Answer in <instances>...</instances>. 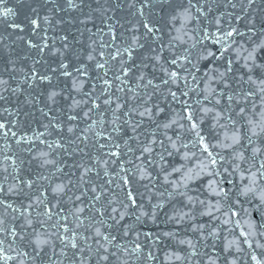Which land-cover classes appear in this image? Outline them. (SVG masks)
I'll use <instances>...</instances> for the list:
<instances>
[{
	"label": "snow or ice",
	"instance_id": "6c2138e0",
	"mask_svg": "<svg viewBox=\"0 0 264 264\" xmlns=\"http://www.w3.org/2000/svg\"><path fill=\"white\" fill-rule=\"evenodd\" d=\"M258 3L264 5V0H224L226 11L219 12L218 0H111L109 7L92 8L84 13L88 7L86 0H43L39 8L31 9L32 15L25 17L29 29L26 39L25 24L17 22V12L6 6V0H0V24L11 29L7 36L0 34V57H6L4 71H17L18 42L27 49L24 59L31 58L29 71L15 87L10 84L14 76L5 79L0 75V102L7 103L10 97L27 92L24 104L39 106L43 102L44 107L38 110L48 121L42 125L43 132L21 134L20 121L16 119L19 110L0 108V139L4 141L0 145V152L4 153L0 173L6 174L4 181L11 175L9 168L14 173L19 171L13 159L15 154H7L12 147L10 141L17 146L39 141L49 152L60 150L70 156L82 153L88 161L82 159L75 164L81 169L79 183L73 184L68 179L67 183L50 184L55 204L43 191L38 195L25 192V188L33 190L39 181L51 182L50 176L21 179L12 175L14 182L6 190L0 184V195H23L29 200L27 205L21 202L15 206L0 199V264H37V261L40 264H133L134 261L148 264L155 260L154 250L166 240L176 241L177 232L140 230L149 224L158 227L160 213L165 208L163 200L153 203L152 196L147 204L144 201L145 193H152L155 188L156 177L149 171L154 166L165 173L164 184L172 185L169 198L186 196L187 204L195 207L198 203L204 209L200 215L219 221L215 227L193 224L191 231L199 232L197 240L203 243L198 247L192 239H180L178 244L186 245L191 251L169 252L166 260L192 264L198 258L199 264H217L220 257L204 249L210 246L215 249L222 232L231 235L235 228H240L238 237L231 240L223 237L224 264H237L241 258L229 255L233 248L235 253H243L246 264H264V242H261L264 240V79L252 75L257 69L264 71V64L257 63L258 53L264 50V19L259 29L255 23L264 15V7ZM125 5L135 18L126 28L107 15ZM75 12L84 13V18L79 19L85 25L80 35L90 34L89 43L81 45L82 51L73 47L68 34L51 38L48 35L50 29L55 31L64 23L63 18H58L59 13ZM94 13L104 16L107 31L94 25L93 32L87 27ZM240 23H244L246 32L237 26ZM13 34L15 39H10ZM245 36L252 42L250 49L244 43H237V38L244 41ZM178 44L187 47L181 50ZM233 54L235 60L231 58ZM241 60L240 67L247 73V79L235 75L239 69L233 65ZM42 64L44 71L40 70ZM61 80L65 87L60 86ZM192 94H196L194 102ZM161 96L170 111L161 106L158 100ZM154 98L157 102H153ZM61 102L64 108L60 107ZM172 105H179V110ZM53 112H60L61 116L52 115ZM81 120L91 122L80 128ZM209 120L206 129L204 125ZM146 121L155 125L151 138L142 129ZM160 129L164 130L163 139L158 140L156 133ZM169 130L172 135H168ZM65 131L75 138L68 139L66 144L61 142ZM53 133L60 139L52 142L43 139ZM90 136L98 153L95 156L87 151ZM125 136L121 145L119 140ZM133 141L136 149L130 146ZM81 144L84 146L80 147ZM190 149H197L199 156ZM23 150L31 152L32 147ZM49 152L41 151L32 159L41 158L40 167L55 166L53 175L61 173L62 166L47 158ZM225 152L227 156L222 154ZM175 155L184 161L197 162L187 169L184 165L173 167L169 172L165 167L166 157ZM93 173L98 184L91 179ZM173 173L183 175L179 180L170 179ZM237 175L240 185L231 179ZM204 178H207L204 190L217 198L214 203L187 195L189 184ZM137 185L145 192H140ZM73 188L84 191L76 195ZM68 193H72L68 199L74 204L80 202V206L62 214V205L59 211L57 205ZM89 193V202L85 204L82 197ZM158 195L163 197L164 193ZM246 204L254 205V211L250 212ZM41 207L43 211L33 217L32 212ZM86 208L91 215H84ZM254 213L260 214L259 221L245 218L241 223L242 214L249 217ZM165 215V224L180 225L193 219L191 212L182 210Z\"/></svg>",
	"mask_w": 264,
	"mask_h": 264
},
{
	"label": "water",
	"instance_id": "95a60500",
	"mask_svg": "<svg viewBox=\"0 0 264 264\" xmlns=\"http://www.w3.org/2000/svg\"><path fill=\"white\" fill-rule=\"evenodd\" d=\"M111 2V0H109V3ZM43 3V0H6V6L7 7H11L13 8L16 12H17V17L16 20L17 22L20 23H24L25 24V28L26 31L24 33L25 38H28V33H29V29L25 20L26 16H30L32 15L31 13V9L32 8H39V6ZM109 3H106V0H86V4L88 5V7H86L84 9V13L89 12L92 8H100V7H109ZM218 4H219V12H224L226 11L225 7H224V0H218ZM112 7H114L115 5L112 4ZM258 6H262L264 7V5H259ZM47 7H51V5H48ZM44 11H46V8L44 9ZM227 11H231V9H227ZM214 12H215V6H214ZM84 13H80V12H75V13H59L58 14V18H63L64 23L57 26L55 31H52L51 29L49 30V37H53V36H59V35H64V34H68L69 35V42L72 43L73 47L76 48L77 50H83L81 48V45H87V43H89L88 37H89V33L88 32H84V35L81 36L80 33L82 31H84L85 25L80 24L79 23V19H83L84 18ZM43 14V12H42ZM215 14H218V12H215ZM108 16H111L113 18V21H119L120 24H123L126 27L129 26L130 23L134 22L133 17H131L130 15V10L127 9V6L125 5L124 7L120 8V9H116L115 12L109 11L107 13ZM94 19L92 22L87 24V27L92 29L93 32L96 31V27H100L103 28L104 31H107L106 27H105V20H104V16H102L99 13H94L93 14ZM261 19H264V15H262L260 18H257L255 23L257 26V29H259L261 27ZM71 21V22H70ZM224 21H225V25H227V17H224ZM233 24H235L236 22L233 20L232 21ZM94 25L96 27H94ZM177 27H179V24L176 25ZM238 27H240L241 31H245L246 32V27L244 25V23H240L237 25ZM214 30V29H213ZM120 31H123V29H120ZM11 32V29H6L4 27L3 24H0V34L7 36L8 33ZM164 32H165V41H167V32L168 29L167 27L164 28ZM175 34V33H173ZM15 35L13 34L12 37L10 39H15ZM127 35V33H126ZM99 36V33H97V37ZM107 39V37H105ZM258 42V41H257ZM237 43H244V46L246 48H251L252 47V42L247 40V36H245L244 41H240L239 38H237ZM57 46H60V42L57 41ZM17 51L19 53V57L20 59L17 60V71L13 72V73H9L4 71V59L6 57H0V75H2L5 79H9L10 76H14L15 79L14 80H10V84L15 87L17 83H19L20 80L23 79L24 77V73L29 71V68L31 67V58H27L24 59L26 53H27V49L23 48L22 43L18 42L17 44ZM183 47H187V45H183L180 46L178 44V49H181ZM259 59L257 60V63L259 64H264V50L260 51L258 53ZM231 58L233 60H235V54H233L231 56ZM243 64V61H239L237 63H235L233 65L234 69H239L238 72L235 73V75L237 77H239L240 75H244V78L247 79V73L245 72L244 69H242L240 66ZM22 69V71H20ZM41 71L45 70V65H41L40 67ZM148 73H151V69H147L146 70ZM201 71H203V69H201ZM252 75L254 76V78H260V79H264V71L257 69L255 70ZM158 82V81H157ZM241 85L244 88H248V85L243 84L242 82H240ZM60 86L61 87H65L64 82L61 80L60 81ZM70 87V84L68 85ZM215 86V85H214ZM23 87H26V85H24ZM201 87H203V85H201ZM233 87H237L236 83H233ZM30 92L32 90H29ZM27 92L21 93L16 97H10L9 101L7 103L5 102H0V108L2 107H8V108H17L20 112V115L16 117V119L18 121H20V124L18 125V131L21 134H28V135H32L33 132H43L45 131L44 128L42 127L43 124L47 123V119L45 117H43L40 113V111L38 110V108L40 107H44L43 102H41V104L39 106L33 104V105H28V104H24V99L25 96L27 95ZM33 95H35V92H32ZM66 94V93H65ZM7 95V94H6ZM117 95H122L117 93ZM79 98V97H78ZM170 99V98H169ZM196 99V94H192V101L194 102ZM159 102H161V106L165 107L166 110L170 111V107L166 104V102H164V98L161 96L158 98ZM153 102H157V99L154 98ZM258 105H259V101H257ZM222 104H226V101H222ZM209 107H211V105H208ZM53 108L56 107V105L52 106ZM61 108H64V104L63 102H61L60 104ZM171 107L176 108V110L178 111L180 106L179 105H172ZM52 115H56L58 117L61 116L60 112H53ZM82 116V113H81ZM94 118L99 119L98 115H96L95 113H93ZM106 116L108 118L111 117L110 113H106ZM11 119V118H9ZM160 119H163V115L160 117ZM91 121H78L79 123V127L80 128H84L86 126L87 123H90ZM211 123V121H206L204 127L207 129V127L209 126V124ZM155 128V125L150 124L149 122H145V124L142 126V129H146L147 130V138H151V132L152 129ZM178 131V129H177ZM163 129H160L157 131L156 136L159 139H163ZM173 132L172 130L168 131V135H172ZM64 139L61 141L62 143H67L68 139H75L74 137H69L68 134L66 133V131L62 134ZM128 135H131V132L128 133ZM127 137H122L119 140V143H121V145H123L124 143V139H126ZM142 139H145L146 137L142 136ZM43 139H46L49 142H52L56 139H60L59 136L56 135V133H53L51 136H45L43 137ZM190 139V137H189ZM209 139H212L211 137H209ZM184 142H187V140H185ZM214 142V141H213ZM10 143L12 144L11 150L7 153L10 156H13V153L15 154L13 156V159L16 160L17 165H19V171L18 172H12L11 168H9V173H11V175H9V179L5 182L4 181V173H0V184H3L5 187V190L7 189V187L12 184L14 181H12L11 176L12 175H17L19 176V178L21 179H36L39 175H44V176H50L51 177V182L49 180H43V181H39L38 185L34 187L33 190H29L27 188H25V192H28L29 195H34V194H39V192H45V195L48 196L49 199H51L52 203L55 204L57 203L56 199L52 198L51 195V186H54L55 184L61 183L62 181L67 183L68 179H71L73 181V184H77L79 183V173L81 171V169H78L75 167L76 163L81 162V160L83 159L85 163H88L87 158L83 157V154H78V155H66L64 153H62L60 150H55V151H51L49 152V149L47 148V146L45 144H40L39 141H35L34 144L32 145H20L17 146L15 145V143L13 141H10ZM4 141L3 139H0V145H3ZM89 147L87 148V151L89 153H91L92 155H97V150L92 147V138L90 136V139L88 141ZM84 145H80V147H83ZM131 147H133L134 149L137 148L136 143L133 141L130 144ZM28 147H32V151L28 152L26 149ZM44 151V152H49L48 155V159H53L57 161V164L59 166H62L63 171L59 174L53 175L55 173V166L53 165H45L44 167H40V164L42 162L41 158H37V159H32L33 156H36L39 152ZM157 152L160 151L159 146L157 145ZM184 150L182 149L181 152H183ZM191 151H197V154L199 156V152L197 149H190ZM215 151H220V149H216ZM136 154H139L138 151ZM224 155H228L227 152L222 153ZM4 155L3 152H0V161H2V156ZM131 155V154H130ZM129 157H126V159ZM201 159L203 157H200ZM158 159V157H157ZM167 160V164L165 165V167L167 168V171L171 172L173 167H180L181 165H184L185 168H190L193 164H195L197 161L196 160H192V161H184L181 159L180 155H175L173 157H166ZM21 161H23V163H21ZM8 163L10 164L11 161H8ZM149 171L152 172V175L154 177H156V180L153 181V183L155 184V188L153 189L152 193H145V197H144V201L147 204L148 202V197L152 196V202L156 203L159 200H163L165 202V208L161 211L160 213V218H159V226L157 227L156 225H146L144 226L142 229V231L144 230H148V229H152L153 231H176L177 232V240L176 241H172V240H166L163 244L159 245L157 247V249H155V255H156V259L153 261H149L148 264H181V262L178 261H169L166 260V256L168 255L169 252H176L179 251L181 252V254H184V252L188 251L190 252L191 249H188L186 245L181 246L178 244V240L180 239H192L194 243L198 244V247L200 246L201 243L197 240V238L199 237L200 233L196 232L193 233L191 231V227L193 224H205L208 225L210 227H215L219 221L216 220H212L210 217L208 216H202L200 215L201 211H203L204 209L197 203L195 207H193V205L191 204H187L186 203V196H181V195H173V197L169 198L168 193L172 191V185L171 184H164L163 182V177H164V172L159 168V167H153L151 169H149ZM67 174V175H65ZM101 175H102V170H101ZM183 175V173H173L172 177L170 179H174V180H179L181 178V176ZM57 176L59 178H57ZM91 179L93 181H95L97 184L99 183L98 180H96L95 177V173H93L91 175ZM107 179V178H105ZM231 179L234 180L236 185H240L242 182L239 179V176H235V177H231ZM207 183V178L201 179V180H197L194 182H191L189 184V189L187 191V195L192 196L194 200L201 199L204 200L206 203L211 201V202H215V200L217 199L216 197H212L209 196L208 193L204 190V186ZM51 184V186H50ZM69 187H72V185H69ZM138 190L140 192H145V189L142 186L137 185ZM226 187L231 188L232 185H227ZM84 191V189H79L77 190L76 188H73V192L76 195H79L80 192ZM181 191H183V189H181ZM159 193H164L163 197H160L158 194ZM235 193V189L233 188V195ZM72 195V193H68V195L64 196L62 198L61 204L57 205V211L60 210L61 205L64 209V212L62 214H66L69 210H72L75 206H80V202H76L75 204L73 203L72 200L68 199V196ZM91 195V193L88 194V196H83L82 200L84 201L85 204H87L89 202V196ZM0 199H6L9 202L14 203L15 206H20L21 202H23L24 205H27V203L29 202L28 197L23 196V195H0ZM99 206V205H97ZM227 207V205H225ZM245 207H249L250 212L254 211V205L249 206V205H245ZM174 210H182L184 212H191L193 219L186 221L185 223H182L180 225H177L175 223H171V224H165L163 221L166 219V215H171L173 213ZM2 211V210H0ZM31 211V210H30ZM43 211V208L41 207L40 209H37L35 212H32V216L36 217V212H40ZM85 216H89L91 215V212L86 208L85 211ZM255 219L257 221H259L261 219L260 214L259 213H254V215L249 216V217H244L243 214L241 216V223L243 224V219ZM10 220V217H9ZM22 222V221H21ZM55 220L50 221L49 224H46L44 227L45 229H47L49 227V225L51 223H54ZM131 222V221H129ZM227 227H232L231 225L227 226ZM240 228H235L233 234H229L228 232L224 231L221 233V239L217 240L215 242V249H213L211 246L207 249H204V251H207L209 253H211L214 257L215 256H219V260L217 262V264H224V256L226 255L223 251L224 249V244L226 243V241L223 239V237H227L228 240L233 239L234 237H238L239 233H240ZM30 231V230H29ZM80 231H83V229H81ZM242 239V238H241ZM261 242H264V240H262ZM58 243V242H57ZM209 244H211V241H208ZM245 250H247V246L246 245H242ZM57 250L58 247H57ZM147 251V250H146ZM231 255H239L241 258L237 261V264H246V260L243 256V253H235V249L233 248L232 253L229 254ZM37 264H40V261H37ZM133 264H143V262L141 261H134ZM185 264H187V262H185ZM192 264H199V260L194 259L192 261Z\"/></svg>",
	"mask_w": 264,
	"mask_h": 264
}]
</instances>
